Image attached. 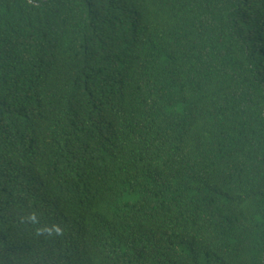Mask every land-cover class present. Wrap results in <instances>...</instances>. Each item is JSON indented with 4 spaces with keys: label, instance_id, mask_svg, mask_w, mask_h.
<instances>
[{
    "label": "trees",
    "instance_id": "1",
    "mask_svg": "<svg viewBox=\"0 0 264 264\" xmlns=\"http://www.w3.org/2000/svg\"><path fill=\"white\" fill-rule=\"evenodd\" d=\"M0 264H264V0H0Z\"/></svg>",
    "mask_w": 264,
    "mask_h": 264
}]
</instances>
